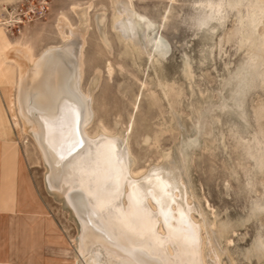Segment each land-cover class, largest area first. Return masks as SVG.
Returning <instances> with one entry per match:
<instances>
[{"label": "rangeland", "instance_id": "obj_1", "mask_svg": "<svg viewBox=\"0 0 264 264\" xmlns=\"http://www.w3.org/2000/svg\"><path fill=\"white\" fill-rule=\"evenodd\" d=\"M117 1L0 0V27L36 56L81 31V88L94 114L87 132L116 138L137 180L174 175L206 264H264V11L255 24L247 14L259 0ZM123 1L136 20L129 37L116 29ZM210 3L223 4L220 15ZM4 50L0 69L15 57ZM8 69L0 83L14 101L17 68ZM2 122L3 206L17 202L18 215L43 231L18 229L22 244L43 245L51 264H83L80 223L49 189L34 139L11 140Z\"/></svg>", "mask_w": 264, "mask_h": 264}, {"label": "bare ground", "instance_id": "obj_2", "mask_svg": "<svg viewBox=\"0 0 264 264\" xmlns=\"http://www.w3.org/2000/svg\"><path fill=\"white\" fill-rule=\"evenodd\" d=\"M122 3L125 19L116 29L133 36L134 13ZM208 7L220 15L223 4ZM251 7L247 14L255 24L264 0ZM80 32L71 29L63 35L64 45L36 56L30 45L5 38L0 27L5 56L15 54L6 57L11 64L0 69V78L9 74V67L17 68L14 101L3 91L8 137L15 140L17 132L34 139L48 168L49 189L65 195L80 223L78 253L83 264H206L199 226L191 221L192 209L179 200L174 175L154 170L137 180L129 152L116 138L87 132L94 114L91 96L81 88Z\"/></svg>", "mask_w": 264, "mask_h": 264}, {"label": "crops", "instance_id": "obj_3", "mask_svg": "<svg viewBox=\"0 0 264 264\" xmlns=\"http://www.w3.org/2000/svg\"><path fill=\"white\" fill-rule=\"evenodd\" d=\"M2 39V38H1ZM4 42L0 40V53L3 51ZM17 75V74H16ZM17 78V77H16ZM4 78H0V82L3 81ZM4 86L0 83V161L2 162V151H3V144H2V119L4 121V94L3 88ZM5 124V122H4ZM6 127V126H5ZM18 172V170H17ZM16 172V173H17ZM3 169L1 168L0 171V178L2 177ZM11 176H15L10 174ZM5 181V180H4ZM1 184V180H0ZM4 184H12L4 183ZM8 188H2L0 185V264H51L49 255H46L44 252L43 245H39V247H35L33 244L32 247L27 245H23L25 240L23 238H19L20 234H18V229L20 231L30 232L31 235H34L36 230L38 232L42 231L39 227L35 228V225H40V223L35 222L34 218L24 217L18 215L19 205L17 202L11 203L8 205V208L5 209L3 204L5 202L6 196L8 194ZM18 226H23L19 228ZM26 226V227H24ZM41 234V232H40ZM43 235V231L42 234ZM23 240V241H22ZM19 242L23 246L19 245Z\"/></svg>", "mask_w": 264, "mask_h": 264}]
</instances>
